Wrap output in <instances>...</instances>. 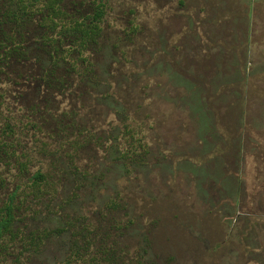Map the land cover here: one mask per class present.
<instances>
[{"label":"rangeland","instance_id":"rangeland-1","mask_svg":"<svg viewBox=\"0 0 264 264\" xmlns=\"http://www.w3.org/2000/svg\"><path fill=\"white\" fill-rule=\"evenodd\" d=\"M104 12L93 62L139 140L133 163L122 173L107 147L81 152L92 190L63 181L27 198L20 243L0 264L61 262L64 215L113 232L122 215L103 207L114 197L133 220L116 244L124 258L145 235L160 263L264 264V0H107ZM84 104L92 133L120 125L104 104Z\"/></svg>","mask_w":264,"mask_h":264},{"label":"trees","instance_id":"trees-1","mask_svg":"<svg viewBox=\"0 0 264 264\" xmlns=\"http://www.w3.org/2000/svg\"><path fill=\"white\" fill-rule=\"evenodd\" d=\"M106 3L0 0V251L20 243L19 215L27 198L49 196L63 181L74 190H92L96 178L81 152L107 147L122 173L133 163L139 140L93 62L101 51ZM89 99L113 111L120 125L101 135L88 130L80 110ZM103 209L122 215L112 222L113 232H97L84 219L64 215L66 226L58 231L68 233L69 247L57 264L171 263L170 257L159 262L145 235L133 260L124 258L116 244L129 236L133 220L117 197Z\"/></svg>","mask_w":264,"mask_h":264}]
</instances>
